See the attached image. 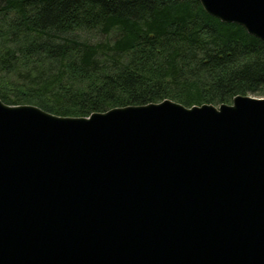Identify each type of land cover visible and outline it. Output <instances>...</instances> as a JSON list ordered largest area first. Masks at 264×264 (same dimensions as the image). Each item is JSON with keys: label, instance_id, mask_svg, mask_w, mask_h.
Returning a JSON list of instances; mask_svg holds the SVG:
<instances>
[{"label": "water", "instance_id": "1", "mask_svg": "<svg viewBox=\"0 0 264 264\" xmlns=\"http://www.w3.org/2000/svg\"><path fill=\"white\" fill-rule=\"evenodd\" d=\"M264 41V0H199ZM0 264H264V96L60 116L0 99Z\"/></svg>", "mask_w": 264, "mask_h": 264}, {"label": "trees", "instance_id": "2", "mask_svg": "<svg viewBox=\"0 0 264 264\" xmlns=\"http://www.w3.org/2000/svg\"><path fill=\"white\" fill-rule=\"evenodd\" d=\"M102 35L92 41L86 34ZM264 96V41L199 0H0V99L60 116Z\"/></svg>", "mask_w": 264, "mask_h": 264}, {"label": "rangeland", "instance_id": "3", "mask_svg": "<svg viewBox=\"0 0 264 264\" xmlns=\"http://www.w3.org/2000/svg\"><path fill=\"white\" fill-rule=\"evenodd\" d=\"M87 35V37L90 39V40H92V41H97V40H101L102 38H103V36L102 35H99V34H97V33H88V34H86ZM35 105V104H34Z\"/></svg>", "mask_w": 264, "mask_h": 264}]
</instances>
